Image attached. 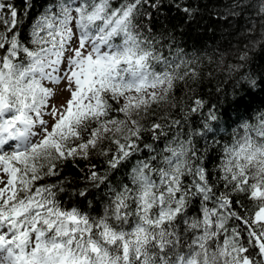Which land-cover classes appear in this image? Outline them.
Instances as JSON below:
<instances>
[{"label": "snow or ice", "instance_id": "obj_1", "mask_svg": "<svg viewBox=\"0 0 264 264\" xmlns=\"http://www.w3.org/2000/svg\"><path fill=\"white\" fill-rule=\"evenodd\" d=\"M250 6L237 0V8ZM32 7L24 0L25 14ZM158 7L47 0L25 40L20 11L0 0V264H264V116L255 136L245 124V135L224 147L215 181L194 143L214 135L209 121L219 119L202 99L189 109H208L202 132L174 135L159 150L143 143L145 132L153 141L168 133L158 122L146 128L141 114L196 75L181 74L191 62L176 63L142 34L137 17ZM256 15L264 21V0ZM94 152L110 170L137 158L130 182L108 188L102 214L65 207L63 182L39 183ZM86 179L100 188L108 177L92 170ZM75 195L87 200L89 188Z\"/></svg>", "mask_w": 264, "mask_h": 264}, {"label": "trees", "instance_id": "obj_2", "mask_svg": "<svg viewBox=\"0 0 264 264\" xmlns=\"http://www.w3.org/2000/svg\"><path fill=\"white\" fill-rule=\"evenodd\" d=\"M4 2L14 4L20 11L23 24L19 30L27 40L31 25L46 7L47 0H30L33 7L27 14L24 13V0ZM120 2L122 0H113L114 5ZM156 3L158 8H148L147 15L137 17L142 34L153 40L156 49L169 59L176 58V63L181 60L191 62L187 68L182 66L181 74L190 68L196 75L177 81L166 100L153 105L146 117L141 114L143 118L138 119L146 128L158 122L168 133L167 138L153 141L151 132H145L143 143L153 144L159 150L174 135L179 134L183 138L193 131L202 132L200 126L205 122L208 109L203 110V115L189 114L193 101L202 99L217 111L219 119L209 121L214 135L195 136L194 143L198 141L199 151L215 181V166L224 147L231 146L245 135V124L250 126V134L255 136V128L264 116V21L257 18V0H245L251 6L242 9L236 7L237 0H156ZM183 7H189L191 14L186 15L181 10ZM250 28L254 31H249ZM0 31H4L2 24ZM245 52L248 59L241 61L239 57ZM250 81H255V84ZM186 115L188 119L185 121ZM172 120H181L182 123L178 127H170ZM104 146L115 147L108 142ZM147 155L146 149L137 154L140 159ZM107 159L96 152L87 160L69 159L60 164V176L49 177L39 183L60 185L63 182L67 194L60 193V196L65 207L78 206L92 215L102 214L108 200V188L129 183L131 169L137 162L133 157L117 170H110ZM92 170L107 175L105 185L91 187L86 177ZM85 186L89 188L90 195L87 200H82L75 192ZM88 201H94V204L89 207ZM244 207L252 209L253 204L245 199Z\"/></svg>", "mask_w": 264, "mask_h": 264}]
</instances>
